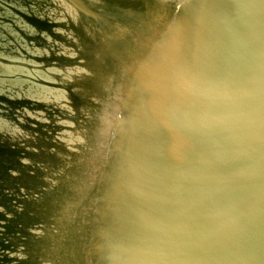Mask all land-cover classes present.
Segmentation results:
<instances>
[{
	"label": "water",
	"instance_id": "95a60500",
	"mask_svg": "<svg viewBox=\"0 0 264 264\" xmlns=\"http://www.w3.org/2000/svg\"><path fill=\"white\" fill-rule=\"evenodd\" d=\"M0 264H264V0H0Z\"/></svg>",
	"mask_w": 264,
	"mask_h": 264
}]
</instances>
